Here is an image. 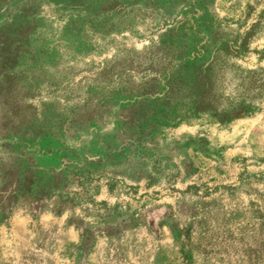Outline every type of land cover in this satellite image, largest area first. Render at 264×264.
<instances>
[{
  "label": "rangeland",
  "instance_id": "obj_1",
  "mask_svg": "<svg viewBox=\"0 0 264 264\" xmlns=\"http://www.w3.org/2000/svg\"><path fill=\"white\" fill-rule=\"evenodd\" d=\"M172 1H89L97 14L120 4L126 15L102 17L96 38L84 35L92 50L78 54L47 0L28 51L12 47L14 78L0 74V190L19 172L9 169L17 158L44 176L68 159L87 164L91 180L81 186L105 221L88 218L83 235L73 212L33 214L15 192L0 191V264H264V0H193L188 9ZM19 3L0 0V53L8 8ZM157 8L194 16L204 39L222 40L234 69L224 96L251 77L258 88L238 100L252 114L157 126L142 137L131 128V74L149 65ZM43 44L51 47L44 60Z\"/></svg>",
  "mask_w": 264,
  "mask_h": 264
},
{
  "label": "trees",
  "instance_id": "obj_2",
  "mask_svg": "<svg viewBox=\"0 0 264 264\" xmlns=\"http://www.w3.org/2000/svg\"><path fill=\"white\" fill-rule=\"evenodd\" d=\"M50 1L55 4L58 12L57 20L62 22V40H69L71 43L67 45L77 49L78 54L92 50L84 38L86 31H90L96 38L104 23L100 19L117 16L123 10L119 4L117 9L102 8V12L97 14L93 8L86 6L91 0ZM45 3H48L47 0H20L16 10L8 8L7 33L2 40L5 48L0 53V66L4 68L0 74L8 80L15 75L11 68L14 63L13 52H19V48H16L18 51H12V47L19 44L24 47L20 51H28L32 35L39 31L45 19L40 13L41 5ZM195 3L193 0H173L169 7L181 4V8L188 9L194 8ZM153 11L159 16L157 22L153 19L156 23L154 30L161 32L149 51V65L141 69L140 74H131V128L138 130L137 134L142 137L149 129L157 126L174 128L203 117L220 122L240 114H252V106L246 105L243 100L239 101V98L248 97L252 90L258 88L257 84L251 82V77L246 76L237 84V96H224L226 74L228 71L232 73L234 69L225 63L226 52L222 40L214 42L212 38L204 39L202 25L194 16L177 18L167 16L166 10L160 11L157 8ZM121 15L126 13L122 12ZM13 26L16 28L13 29ZM43 45L40 47L43 51L39 59L44 60V48L51 47ZM84 117L86 121L94 119L90 113ZM61 145L62 150L69 153V147L64 142ZM23 148L27 149L26 146ZM9 169H17L19 172L14 179H8L0 191L15 192L31 213H38L42 209H51L56 214L71 211L73 214L69 221L77 228L81 227L83 235H88L84 228L90 223L88 218L105 221V216H99L100 205L89 196V186H81L84 180H91V167L87 164H76L68 159L60 170L44 176L34 173L22 159L17 158L15 164L9 165ZM75 180L78 181L79 190H72ZM76 211L83 213L82 218L74 216Z\"/></svg>",
  "mask_w": 264,
  "mask_h": 264
}]
</instances>
